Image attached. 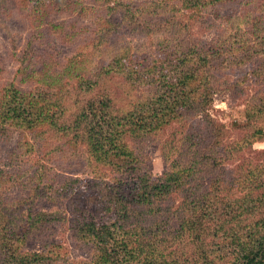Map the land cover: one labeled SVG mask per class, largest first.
Returning <instances> with one entry per match:
<instances>
[{"label": "trees", "instance_id": "trees-1", "mask_svg": "<svg viewBox=\"0 0 264 264\" xmlns=\"http://www.w3.org/2000/svg\"><path fill=\"white\" fill-rule=\"evenodd\" d=\"M7 1L43 17L78 7L99 24V43L86 70L45 60L38 70L19 68V85L0 84V139L16 138L7 163L35 167L25 180L21 169L0 167V264H61L58 252L26 249L64 219L33 207L68 192L49 183V144L61 139L85 151L97 177L115 174L103 196L119 207V221H73L95 263L264 264V148L255 147L264 141V0L232 17L221 10L239 0H111L123 22L108 28L85 0L0 4ZM211 16L220 20L215 36L196 37L194 24L211 28ZM123 27L157 39L152 62L131 64L129 45L109 43ZM231 91L245 95V108L228 127L213 99ZM151 143L160 146L162 173L144 165ZM17 182L27 195H16Z\"/></svg>", "mask_w": 264, "mask_h": 264}, {"label": "rangeland", "instance_id": "rangeland-1", "mask_svg": "<svg viewBox=\"0 0 264 264\" xmlns=\"http://www.w3.org/2000/svg\"><path fill=\"white\" fill-rule=\"evenodd\" d=\"M132 5L141 4L146 0H124ZM260 0H239L223 7L222 14H243L255 10ZM115 4L111 0H85L83 5L89 7L93 17L101 16L102 23L105 20L106 28L114 24L119 26L123 20L121 16L110 13V5ZM72 8V7H71ZM69 7L62 11H55L47 17L41 12L32 13L27 6H19L14 1L0 4V84L15 81L21 83L18 74L19 68L41 69L45 60L67 63L79 69L86 70L93 59L95 46L99 43V24L91 17L83 18L79 15L78 7ZM208 25L211 28L200 26L197 21L193 32L196 37L208 40L217 33L220 20L211 16ZM77 26H74V24ZM101 23V24H102ZM101 31V30H100ZM112 32L111 34H116ZM119 35L110 36L109 43H122L129 45L131 64L139 62H152L158 48L157 39L154 36L137 35L122 28ZM141 50V51H139ZM64 65H52V71L64 70ZM235 74H229L228 79L234 80ZM254 86L247 89L251 92ZM27 88V87H25ZM245 95L236 92L217 94L213 99V113L231 127L234 122L244 119ZM49 144L51 153L48 158L50 173V185L60 190L68 185L67 193H61L54 200L43 198L34 204V210L55 212L64 218L56 223L45 226L43 231L32 236L27 244L28 250H50L60 254L61 264H97L91 258V253L83 242L74 235V220L82 222L85 219H93L96 222H116L122 215L119 207L110 202L109 196H103L108 183L114 182L112 172L108 176L100 178L90 172L87 154L83 149L74 150L66 139ZM16 138L8 141L0 139V167L8 171L21 169L23 179L28 178L35 170L34 162L11 164L7 163V153L11 151ZM256 148H264V141L256 142ZM143 154L149 156L144 165L150 167L154 173H162L166 164L160 153L158 143H151L143 148ZM37 154H34V157ZM107 189V188H106ZM17 194L27 195L26 188L21 183L13 187ZM129 225V224H128Z\"/></svg>", "mask_w": 264, "mask_h": 264}]
</instances>
